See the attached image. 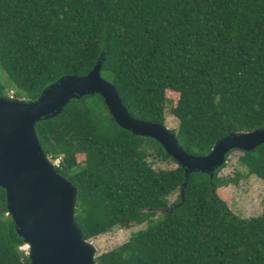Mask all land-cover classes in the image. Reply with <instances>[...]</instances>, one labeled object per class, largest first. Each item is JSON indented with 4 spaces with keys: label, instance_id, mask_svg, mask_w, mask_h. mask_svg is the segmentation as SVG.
<instances>
[{
    "label": "trees",
    "instance_id": "obj_1",
    "mask_svg": "<svg viewBox=\"0 0 264 264\" xmlns=\"http://www.w3.org/2000/svg\"><path fill=\"white\" fill-rule=\"evenodd\" d=\"M98 61L134 117L165 125L172 104V130L192 154L264 127V0H0V67L8 81L0 74V95L14 89L35 101ZM168 90L178 93L175 102ZM36 132L78 188L75 221L85 239L148 223L97 255V264H264V206L242 218L217 194L239 183V173L219 174L239 149L213 175H186L178 163L155 167L152 157L176 160L157 139L121 127L99 93L72 98L37 122ZM238 162L243 176L264 180V143ZM24 245L0 186V264H32Z\"/></svg>",
    "mask_w": 264,
    "mask_h": 264
},
{
    "label": "water",
    "instance_id": "obj_2",
    "mask_svg": "<svg viewBox=\"0 0 264 264\" xmlns=\"http://www.w3.org/2000/svg\"><path fill=\"white\" fill-rule=\"evenodd\" d=\"M101 69L98 61L86 75L63 76L35 101L0 95V186L7 192L8 213L29 247L32 264H97L98 248L83 237L75 221L78 188L58 172L36 132L37 122L60 114L72 98L101 94L121 127L157 139L186 175H213L231 150L251 151L264 143L262 127L233 132L206 155L192 154L163 123L134 117Z\"/></svg>",
    "mask_w": 264,
    "mask_h": 264
},
{
    "label": "rangeland",
    "instance_id": "obj_3",
    "mask_svg": "<svg viewBox=\"0 0 264 264\" xmlns=\"http://www.w3.org/2000/svg\"><path fill=\"white\" fill-rule=\"evenodd\" d=\"M0 74L2 77L4 76V80L7 81V75L0 67ZM10 96H14V89L10 90ZM167 96L172 100L176 101L178 98V93L174 91L168 90ZM15 97V96H14ZM172 104H168L166 111V127L169 129H175L178 126V119L173 118L170 114V107ZM173 131V130H172ZM242 154V151L235 150L230 157L228 165L221 170L219 173L220 176L223 177H234L236 173L240 174V180L238 184H230L228 186H222L218 188L217 194L226 201L229 208L238 216L242 218H249L253 216H257L261 214L263 206H264V180L260 179L255 175H251L249 177L243 176V173L246 172V168L242 167L238 158ZM83 156L79 157V160H83ZM155 167L159 168H174L177 166V161L172 159H168L163 161L161 159H157L156 157L150 158ZM178 197V192L172 194L169 197L170 203H173ZM160 213H158L155 218H158ZM148 225L147 222L138 224V225H118L113 229L108 231L107 233L101 234L98 237L92 238L91 241L98 248V252L96 254L99 255L104 251L113 249L120 244L129 240L131 235L134 232H137L141 229L146 228ZM22 249L27 253L29 252V247L25 243L22 246Z\"/></svg>",
    "mask_w": 264,
    "mask_h": 264
},
{
    "label": "clouds",
    "instance_id": "obj_4",
    "mask_svg": "<svg viewBox=\"0 0 264 264\" xmlns=\"http://www.w3.org/2000/svg\"><path fill=\"white\" fill-rule=\"evenodd\" d=\"M53 161L56 163L57 161H60V160H59V159H57V160H53ZM58 165H59V164H58ZM58 165H57V163H56V167H57Z\"/></svg>",
    "mask_w": 264,
    "mask_h": 264
},
{
    "label": "built area",
    "instance_id": "obj_5",
    "mask_svg": "<svg viewBox=\"0 0 264 264\" xmlns=\"http://www.w3.org/2000/svg\"><path fill=\"white\" fill-rule=\"evenodd\" d=\"M56 163H57V165H58V164H59V161H57Z\"/></svg>",
    "mask_w": 264,
    "mask_h": 264
}]
</instances>
